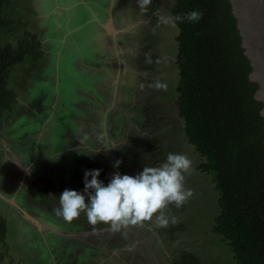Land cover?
Masks as SVG:
<instances>
[{
  "label": "rangeland",
  "instance_id": "rangeland-1",
  "mask_svg": "<svg viewBox=\"0 0 264 264\" xmlns=\"http://www.w3.org/2000/svg\"><path fill=\"white\" fill-rule=\"evenodd\" d=\"M6 1L11 22L0 29V44L17 45L33 32L49 58L18 64L8 75L10 107L0 109V215L8 233L0 244V264H237L229 242L212 232L219 192L213 173L199 167L206 158L187 140L176 107L179 28L158 26L154 14L172 17L176 0H153L147 13L134 0L131 30L143 29L146 36L134 37L125 58L121 43L111 41L118 70L103 83L98 65L87 62V50L92 53L94 47L81 38L84 25L71 21V12L85 0ZM124 6L129 11V4ZM98 41L106 51V41L96 39V46ZM68 73L77 74L72 90ZM83 78H93L95 94L79 85ZM63 80L70 85L69 100L61 99L60 106ZM110 83L119 94L108 108L104 104L103 116L99 102ZM43 97L49 103L41 104ZM33 120L37 123L30 130ZM30 146L32 153L25 151ZM169 153H183L193 162L186 186L194 196L183 207L167 210L177 223L162 228L146 221L112 231L102 222L91 225L83 213L72 222L56 214L65 189L83 192L86 170H101L99 179L107 185L115 172L135 176L145 166L159 167ZM117 160L122 161L118 168ZM23 208L30 214H22Z\"/></svg>",
  "mask_w": 264,
  "mask_h": 264
},
{
  "label": "trees",
  "instance_id": "trees-1",
  "mask_svg": "<svg viewBox=\"0 0 264 264\" xmlns=\"http://www.w3.org/2000/svg\"><path fill=\"white\" fill-rule=\"evenodd\" d=\"M6 2L0 0V29L11 22ZM191 11L203 18L184 20ZM170 13L182 18L176 21V107L187 140L206 158L199 167L213 173L219 192L212 232L229 242L237 264H264V118L230 2L176 0ZM43 56L42 41L33 32L17 45L0 44V109L10 107L11 68ZM7 233V220L0 215V244Z\"/></svg>",
  "mask_w": 264,
  "mask_h": 264
},
{
  "label": "clouds",
  "instance_id": "clouds-1",
  "mask_svg": "<svg viewBox=\"0 0 264 264\" xmlns=\"http://www.w3.org/2000/svg\"><path fill=\"white\" fill-rule=\"evenodd\" d=\"M152 2L137 0V6L142 13H147ZM154 14L158 16V26L176 28V21L182 19L164 16L158 11ZM202 18L203 13L199 11L183 17L188 22H199ZM121 163L117 160L114 166L118 168ZM192 171L193 162L183 153H169L159 167L145 166L135 176L115 172L107 185L99 179L101 170H86L83 192L65 189L55 211L67 222L83 213L91 225L102 222L112 231L129 225L142 226L146 221L166 228L170 223H177L175 216L168 215L169 206L181 208L194 196V191L186 186V177Z\"/></svg>",
  "mask_w": 264,
  "mask_h": 264
},
{
  "label": "crops",
  "instance_id": "crops-1",
  "mask_svg": "<svg viewBox=\"0 0 264 264\" xmlns=\"http://www.w3.org/2000/svg\"><path fill=\"white\" fill-rule=\"evenodd\" d=\"M124 3L129 4V11L125 8ZM136 8L137 7L135 6L134 0H85L83 1V5L80 8H77L71 12V21L73 22V25L74 24L77 25L79 23H82V25H84L81 31L82 40L87 41L88 47L90 46L94 47L92 53L90 52L89 49L87 50L88 52L87 62L90 64L94 63L98 65L99 69L97 70L99 73L100 81H102V83L105 82L104 79L105 77L108 78L113 77L114 71L116 70L117 67L116 50L112 48L113 43H111L114 37L119 34V38L121 39V45L127 51L126 54H129L128 53L129 49L133 48L132 44H134L133 42L134 37L136 35L143 37L146 36L145 35L146 32L143 29L131 30L132 23H130L129 21L130 20L129 17L131 16L130 12L134 13ZM29 12L31 13L32 11L30 10ZM27 15H29V17L31 16L28 13ZM92 21L94 23H97L98 26L95 24L91 25ZM110 27L112 31L110 30ZM96 39L106 41L105 43L106 51H103V49L100 47L101 42L98 41L97 42L98 46L95 45ZM48 54L49 53L44 50L43 58H45L46 61L49 58ZM103 56H106V58L103 59ZM107 60H109V62H107ZM21 64L24 65V63ZM107 66L110 67L108 68ZM103 67L108 69V71ZM47 74L50 75V73ZM92 83H93V78H92ZM125 85H127V82L124 84V86ZM46 87L48 88V86ZM31 88H33V84ZM38 97H35V99L37 100ZM108 98H110L109 95H107L106 99H104L102 102L99 103H104V104L107 103ZM40 102L41 104L49 103L47 100L44 99V97ZM31 150L32 149L28 147H26L25 149V151L27 152L28 151L30 152ZM20 212L25 215L30 214L24 208L20 210ZM37 219L41 220V222H44L42 223L43 225L45 224L47 225L48 223L45 222V220H43L42 218L37 217Z\"/></svg>",
  "mask_w": 264,
  "mask_h": 264
},
{
  "label": "water",
  "instance_id": "water-1",
  "mask_svg": "<svg viewBox=\"0 0 264 264\" xmlns=\"http://www.w3.org/2000/svg\"><path fill=\"white\" fill-rule=\"evenodd\" d=\"M251 66L249 79L257 84L255 99L262 103L264 118V0H229Z\"/></svg>",
  "mask_w": 264,
  "mask_h": 264
},
{
  "label": "flooded vegetation",
  "instance_id": "flooded-vegetation-1",
  "mask_svg": "<svg viewBox=\"0 0 264 264\" xmlns=\"http://www.w3.org/2000/svg\"><path fill=\"white\" fill-rule=\"evenodd\" d=\"M91 25H93V23H91ZM109 32V31H108ZM114 37V36H113ZM114 42H116L117 41V43L119 42V43H121V39L119 38V34L117 35V36H115L114 37ZM121 45V44H120ZM129 50H131V49H129ZM122 52H123V54H120L121 55V57L123 56H125L126 55V53H127V51L123 48V50H122ZM118 64V63H117ZM122 66V65H121ZM120 66V67H121ZM104 70V69H103ZM117 70H118V66L116 67V70L114 71V74H113V76L114 75H116L117 74ZM76 75L77 74H69L68 73V75H67V77H66V79H68V81L67 82H69L71 85H72V88H71V90L72 89H74V80L73 79H75L76 78ZM112 78V77H111ZM83 79H85V80H83V82H81L79 85L80 86H85V87H89V89L88 90H86L87 92L88 91H90V92H88L90 95L91 94H95V89H94V85L93 84H95V82H93L92 83V79L91 78H83ZM78 80V79H77ZM66 80H63L62 82H64V83H62L61 84V91H60V95L57 97V100H59L58 101V103H59V105L60 106H62V103L60 102V100L61 99H66L67 101L69 100V98L67 97L68 96V94H69V86L70 85H68L67 84V82H65ZM108 87H109V89H108V94L107 95H109V97L110 98H108V103H109V105L107 106V108L110 106V103H111V99H112V96L113 95H115V94H119V93H117V90H116V88L114 87V84L113 83H110L109 85H108ZM82 89V88H81ZM85 89V88H84ZM83 89V90H84ZM55 100H56V98H55ZM107 103V104H108ZM99 104H102V107H101V110H103V116L105 115V111H106V108H105V105H104V103H99ZM105 112V113H104ZM103 120H104V118H103ZM30 124H29V126H28V128L31 130L32 129V127H34V125L37 123V121H32V122H29ZM112 144V143H111ZM28 148H31L32 150H31V153L33 152V147H28ZM27 152V151H26ZM37 169H38V173H39V175H41V170H39V165L37 166ZM39 179V178H38ZM27 180H29V179H27ZM41 180H46L47 181V183H49L50 184V181H49V179L47 178V177H45V175H43L42 174V179ZM51 185V184H50ZM53 187H55L53 190H56V189H58V187L56 186V185H52ZM79 192V191H78ZM25 209V208H24Z\"/></svg>",
  "mask_w": 264,
  "mask_h": 264
},
{
  "label": "bare ground",
  "instance_id": "bare-ground-1",
  "mask_svg": "<svg viewBox=\"0 0 264 264\" xmlns=\"http://www.w3.org/2000/svg\"><path fill=\"white\" fill-rule=\"evenodd\" d=\"M49 225V224H48Z\"/></svg>",
  "mask_w": 264,
  "mask_h": 264
}]
</instances>
